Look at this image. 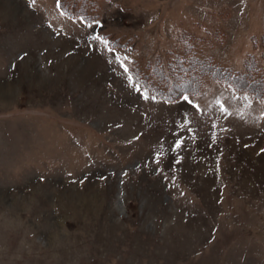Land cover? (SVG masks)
<instances>
[{
  "label": "rangeland",
  "instance_id": "1",
  "mask_svg": "<svg viewBox=\"0 0 264 264\" xmlns=\"http://www.w3.org/2000/svg\"><path fill=\"white\" fill-rule=\"evenodd\" d=\"M0 264H264V0H0Z\"/></svg>",
  "mask_w": 264,
  "mask_h": 264
},
{
  "label": "trees",
  "instance_id": "2",
  "mask_svg": "<svg viewBox=\"0 0 264 264\" xmlns=\"http://www.w3.org/2000/svg\"><path fill=\"white\" fill-rule=\"evenodd\" d=\"M251 64H252V61L248 58L247 59V61H246V69H248L250 66H251ZM253 65V64H252ZM206 67H204V69H205ZM214 70H216L215 68H213ZM222 70V69H221ZM250 69H248L246 72L247 73H242L241 74V72H243V71H227V74L226 75H224V78L225 79H229L230 81H234V80H236V79H245V80H247V79H250V77H249V75H248V71H249ZM223 71V70H222ZM224 73H226V70H224L223 71ZM242 75V76H241ZM241 76V77H240Z\"/></svg>",
  "mask_w": 264,
  "mask_h": 264
},
{
  "label": "snow or ice",
  "instance_id": "3",
  "mask_svg": "<svg viewBox=\"0 0 264 264\" xmlns=\"http://www.w3.org/2000/svg\"><path fill=\"white\" fill-rule=\"evenodd\" d=\"M109 51H111V49H109ZM121 64H122V66H123V62L121 61ZM124 70H125V72H128L129 70H128V68L125 66L124 67ZM147 98V97H146ZM188 98L187 97H185V100H187Z\"/></svg>",
  "mask_w": 264,
  "mask_h": 264
}]
</instances>
